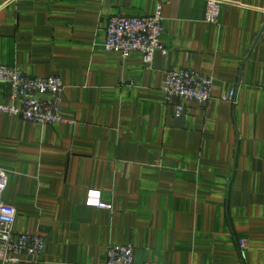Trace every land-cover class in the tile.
I'll return each instance as SVG.
<instances>
[{
	"label": "crops",
	"instance_id": "obj_1",
	"mask_svg": "<svg viewBox=\"0 0 264 264\" xmlns=\"http://www.w3.org/2000/svg\"><path fill=\"white\" fill-rule=\"evenodd\" d=\"M219 1L207 23L206 0H0V65L65 85L62 121L0 112L3 200L43 238L37 264H105L125 243L134 264H264V0ZM158 5L166 54L104 49L110 16ZM180 68L211 77L206 103L165 101Z\"/></svg>",
	"mask_w": 264,
	"mask_h": 264
},
{
	"label": "built area",
	"instance_id": "obj_2",
	"mask_svg": "<svg viewBox=\"0 0 264 264\" xmlns=\"http://www.w3.org/2000/svg\"><path fill=\"white\" fill-rule=\"evenodd\" d=\"M219 9V0H206L204 21L215 23ZM163 31L161 5L157 6L152 15H112L108 18L105 27L103 47L106 51L119 53L124 59L133 53H138L143 63L149 65L157 52L166 54L168 51L162 43ZM0 83L7 85L11 99L10 103H0L1 113L39 124L62 121L65 85L59 75L32 77L17 66L0 65ZM211 85V77L196 70L171 69L165 75L162 91L166 102L183 99L187 103L204 104L210 99ZM234 97L235 90H232L223 99L233 101ZM175 107L177 116L185 109L184 105L178 103ZM7 177V171L0 168V262L37 264L44 246L43 238L37 233L14 230L15 208L3 200ZM87 202L90 205L107 207L99 201L98 193L92 191ZM244 245L245 242L240 240L241 256H244ZM133 259L132 243L107 246L105 264H134ZM143 264L156 263L149 261Z\"/></svg>",
	"mask_w": 264,
	"mask_h": 264
}]
</instances>
